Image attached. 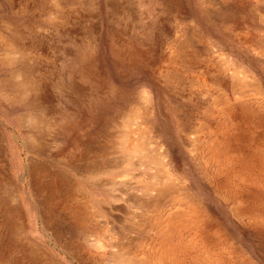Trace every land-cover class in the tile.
Returning a JSON list of instances; mask_svg holds the SVG:
<instances>
[{
  "label": "rangeland",
  "instance_id": "rangeland-1",
  "mask_svg": "<svg viewBox=\"0 0 264 264\" xmlns=\"http://www.w3.org/2000/svg\"><path fill=\"white\" fill-rule=\"evenodd\" d=\"M43 1L0 0V264H121L114 245L129 241L153 258L150 264H160L162 253L164 264H264V0ZM53 2L72 12L64 25ZM10 41L26 44L46 82L39 110L1 56ZM224 61L250 85L232 90L231 70L222 80ZM244 106L251 117H229ZM44 111L58 129L33 157L27 134L37 131L21 118ZM119 134L129 135L132 151L137 142L148 153L165 150L164 164L183 185L150 202L141 184L150 181V167L110 148L101 179L77 180L90 194V226L100 224L90 245L82 233L58 231L72 223V170L58 169L67 176L64 195L47 193L32 184L28 164L55 166V154L70 163L67 155L86 143H116ZM97 204L111 213L100 214Z\"/></svg>",
  "mask_w": 264,
  "mask_h": 264
},
{
  "label": "bare ground",
  "instance_id": "bare-ground-1",
  "mask_svg": "<svg viewBox=\"0 0 264 264\" xmlns=\"http://www.w3.org/2000/svg\"><path fill=\"white\" fill-rule=\"evenodd\" d=\"M38 1V0H37ZM45 1V0H44ZM43 1V2H44ZM19 2V1H18ZM50 2V1H49ZM57 2V1H56ZM163 2V1H162ZM167 2V1H165ZM173 2V1H172ZM224 2V1H223ZM233 2V0L231 1ZM235 2V1H234ZM22 3V1H21ZM34 3V2H33ZM47 3V2H45ZM55 3V2H53ZM74 3V2H73ZM170 3V2H169ZM226 3V2H225ZM17 4V3H16ZM35 4V3H34ZM33 4V6H34ZM43 4V3H42ZM61 4V3H60ZM77 6L75 7L76 10L79 9V5L76 2ZM168 4V3H167ZM166 4V5H167ZM214 4V3H213ZM37 5V4H36ZM47 5V4H46ZM51 5V4H50ZM75 5V4H74ZM81 5V3H80ZM109 5V4H108ZM222 5V4H220ZM17 6V5H16ZM23 6V5H22ZM207 6V5H206ZM261 6V5H260ZM32 7V6H31ZM66 7V6H65ZM82 7V6H81ZM111 7V6H110ZM209 7V6H208ZM211 7V6H210ZM223 7V6H222ZM50 8V6H49ZM215 8V7H214ZM225 8V7H224ZM32 9V8H31ZM30 9V10H31ZM226 9V8H225ZM258 9V8H257ZM261 9V8H260ZM259 9V10H260ZM13 10V9H12ZM46 10V9H45ZM51 11H53V13H55L56 15L55 18L57 19V22L60 21H66L67 19H69V17L71 16L72 12L66 8H63V6H60L59 4H54L53 8H50ZM82 10V9H81ZM167 10V9H166ZM210 10V9H209ZM208 10V11H209ZM221 10V9H220ZM219 10V11H220ZM228 10V9H227ZM23 11V10H22ZM201 11V10H200ZM218 11V10H217ZM233 11V10H232ZM41 12V11H40ZM84 12V11H83ZM159 12V11H158ZM21 13V12H20ZM45 13V12H44ZM176 13V12H175ZM221 13V11H220ZM258 13V12H257ZM212 14V13H211ZM210 14V16H211ZM254 15V13H253ZM82 16V15H80ZM44 17V15H43ZM258 17V16H257ZM261 17V16H260ZM42 18V17H41ZM45 18V17H44ZM54 18V17H53ZM52 18V19H53ZM204 18V17H203ZM216 18V17H215ZM263 18V17H262ZM13 19V18H12ZM50 19V18H49ZM64 19V20H63ZM259 19V18H258ZM9 20V19H8ZM12 21V20H11ZM54 21V20H53ZM52 21V22H53ZM78 21V20H77ZM251 21V20H250ZM253 22V21H251ZM9 23V22H8ZM24 23V22H23ZM5 24V23H4ZM12 24V23H11ZM37 24V23H36ZM54 24V22L52 23ZM69 24V23H68ZM252 24V23H251ZM27 25V24H26ZM64 25V22L63 24ZM73 25V23H72ZM80 25V24H79ZM256 25V24H255ZM14 26V25H13ZM69 26V25H68ZM67 26V28H68ZM17 27V26H15ZM63 27V26H62ZM66 27V26H64ZM254 27V26H253ZM258 27V26H257ZM59 29V27H57ZM71 28V27H70ZM188 28V27H187ZM56 29V28H55ZM19 30V29H18ZM71 30V29H70ZM77 30V29H76ZM35 31V30H34ZM57 31V29H56ZM79 31V30H78ZM15 32V31H14ZM74 32V31H73ZM76 32V31H75ZM74 32V33H75ZM19 33V32H18ZM82 34V33H81ZM255 34V33H254ZM20 35V34H19ZM11 37V36H10ZM253 37V36H252ZM19 38V37H18ZM86 38V37H85ZM88 38V37H87ZM256 37H254L255 39ZM41 39V38H40ZM263 39V37L261 38ZM13 41V40H11ZM6 42L7 44H5V48L7 50L6 54L8 55H1V56H6V58L8 59V61L10 60V64L12 66V75L16 78V83L19 89H22L27 97L29 99H31L34 102V107L37 108L38 110L41 108V92L39 91L40 89V85L46 83L44 81L43 78H41V71L38 70L37 67H34V63L32 62V60H30V52H28V47L26 46V44L22 45L21 47H19V45H17L18 41L16 44H14V42ZM89 41V40H88ZM264 41V40H263ZM261 42V41H260ZM259 42V43H260ZM29 43V42H28ZM32 43V42H30ZM29 43V44H30ZM91 43V42H90ZM258 43V42H257ZM36 44V43H35ZM264 44V43H263ZM34 46V44H31V46ZM258 45V44H257ZM30 46V45H29ZM43 46V45H42ZM184 46V45H183ZM186 46V45H185ZM261 46V45H260ZM45 47V46H44ZM90 48V47H89ZM257 48V46H256ZM260 48V47H259ZM262 48V47H261ZM42 49V48H40ZM180 49V48H179ZM178 49V50H179ZM263 49V48H262ZM181 50V49H180ZM264 50V49H263ZM40 51V50H39ZM43 52H45L44 50H42ZM175 51V50H174ZM198 51V50H197ZM180 52V51H179ZM263 52V51H262ZM48 53V52H47ZM32 54V53H31ZM37 54V52H36ZM195 54V53H194ZM10 55V56H9ZM47 55V54H46ZM177 55V54H176ZM264 55V54H263ZM39 56V55H38ZM43 56V55H42ZM49 57V56H48ZM194 57V56H193ZM46 58V57H45ZM197 57H195V60ZM36 59V58H35ZM225 60V59H224ZM3 61V60H2ZM1 61V62H2ZM190 61H192L190 59ZM199 61V60H198ZM200 62V61H199ZM203 62V61H202ZM206 63V62H205ZM225 63V78H222L223 81L227 80V71L231 70L232 72V79L230 81V85H231V89L234 90L235 87L241 88L243 90V88H246L247 86L250 85V81L247 79L246 75L243 73V71L240 70H233V63L229 62V61H224ZM194 64V63H193ZM207 65V64H206ZM192 66V65H191ZM202 66V65H201ZM189 67V66H188ZM208 67V66H207ZM9 68V67H8ZM196 68V67H195ZM45 69V68H44ZM192 69V68H189ZM211 69V68H210ZM11 71V72H12ZM43 71V69H42ZM50 72V71H49ZM48 72V73H49ZM199 72V71H198ZM45 73V72H44ZM191 73V72H190ZM195 73V72H194ZM219 73V72H218ZM193 74V73H192ZM212 74V73H211ZM7 76V75H6ZM205 76V75H204ZM214 76V74L212 75ZM220 77V76H219ZM2 78V77H1ZM199 78V77H198ZM215 78V77H214ZM219 79V78H218ZM196 80V79H195ZM203 80V77H202ZM221 80V81H222ZM2 81V80H0ZM167 81V80H166ZM198 81V80H197ZM4 83V82H3ZM206 83V82H205ZM212 83V82H211ZM216 83V82H215ZM209 84V83H208ZM214 84V83H213ZM218 84V83H217ZM48 85V84H47ZM59 85V84H58ZM72 85V84H71ZM43 86V85H42ZM51 86V85H50ZM49 86V87H50ZM60 86V85H59ZM219 86V85H218ZM72 87V86H71ZM195 87V86H194ZM211 87V86H210ZM57 88V87H56ZM47 89V87L45 88ZM58 89V88H57ZM70 89V88H69ZM212 89V88H211ZM217 89V87H216ZM18 90V89H17ZM55 90V89H54ZM209 90V89H208ZM44 91V88H43ZM226 92V91H224ZM222 92V93H224ZM217 93V92H216ZM228 93V92H227ZM231 93V92H230ZM243 93V92H242ZM245 93V92H244ZM42 94H44L42 92ZM226 94V93H225ZM141 97L144 100H149L150 95L148 93L147 90H143L142 93H140ZM218 95V94H217ZM220 95V94H219ZM247 95V94H245ZM251 95V94H250ZM66 96V95H65ZM242 96V95H241ZM249 96V95H247ZM16 97V96H15ZM225 98L227 96H224ZM235 97V96H234ZM238 97V96H237ZM236 97V98H237ZM219 98V97H218ZM242 98V97H241ZM247 98V97H246ZM75 99V98H74ZM228 99V97H227ZM233 99V98H232ZM245 99V98H243ZM27 100V99H26ZM221 100V99H220ZM225 100V99H224ZM242 100V99H241ZM30 102V101H29ZM237 102V100H236ZM243 102V100H242ZM234 103V102H233ZM241 103V102H240ZM26 104V103H25ZM32 104V103H31ZM148 104V103H147ZM257 104V103H256ZM24 105V104H23ZM47 105V104H46ZM49 105V104H48ZM147 106V105H146ZM232 106V104H231ZM31 107V106H30ZM47 107V106H46ZM227 107V106H226ZM48 108V107H47ZM52 108V107H50ZM46 109V108H44ZM49 109V108H48ZM221 109V107H220ZM32 110V109H31ZM34 110V109H33ZM218 110V109H217ZM248 107L244 106L242 107L241 111H238L236 108L235 109H231L230 112V118L231 119H235L236 117H238L239 115H241V117H243L244 119L251 117V113H249L248 111ZM28 111V110H27ZM49 111V110H48ZM51 111V110H50ZM219 111V110H218ZM224 111V110H223ZM263 111V110H262ZM45 112V111H44ZM37 113V112H36ZM51 113V112H50ZM137 113V112H136ZM220 113V112H219ZM222 113V112H221ZM224 113V112H223ZM236 113V114H235ZM225 114V113H224ZM228 114V113H227ZM236 116H235V115ZM53 115V113H52ZM128 115V114H127ZM131 115V114H130ZM222 115V114H221ZM248 117H247V116ZM133 116V115H132ZM226 116V115H225ZM129 117V116H127ZM126 118V115H125ZM134 118V117H133ZM22 121L24 123H27L30 127H32L33 129H35L37 132H35V134H31L27 138L30 139V142L26 143L27 145V150L29 149V151L32 152L33 157H40L41 153L43 154V147L46 143V139H47V135L48 133L55 131V133H57V129L58 127H55L53 124V120L45 113H38V114H25L24 116H22ZM129 120V118H128ZM203 120V119H202ZM21 121V122H22ZM262 123V122H261ZM100 124V123H98ZM253 124V123H251ZM26 125V124H25ZM188 125V124H187ZM214 125V124H213ZM229 125V124H227ZM231 125V124H230ZM23 126V125H22ZM202 127V126H201ZM207 127V126H206ZM210 127V126H209ZM101 128V127H100ZM187 128V127H186ZM204 128V126H203ZM105 129V128H104ZM189 129V128H188ZM133 130V129H132ZM200 130V129H199ZM209 130V129H208ZM228 130V129H227ZM29 131V130H28ZM205 132V131H204ZM231 132V129H229V133ZM243 132V131H242ZM124 133V132H123ZM206 133V132H205ZM223 133V131H222ZM101 134V133H100ZM126 134V133H125ZM225 133H223V137L225 138ZM245 134V133H244ZM213 135V134H212ZM129 137V135H127ZM127 136L125 135H120L116 138V143L114 141L113 142H109L108 141H98L97 145H89V143L85 144L84 147H80V150L78 152H72L70 154L67 155L68 157V161L70 163H68L65 159L66 158H60L58 154H55L54 156H52L49 160L50 161H54L56 162V165L54 166L53 164H49L47 162H38V161H33L28 164L29 167V174L32 180V184L36 185L38 188H40L43 191H46L47 193H62L63 195L66 192V185L65 183L67 182V176L62 173V169L58 170L60 168H64V169H69L72 170L74 176H75V180L72 181L71 183V189H72V196H73V202L71 205V210H70V216L72 219V223L70 224V226H65V225H59V230L61 232H65V230H70L72 229V231L74 232V235L80 234L82 233L85 236V240L88 242L89 240V244L90 245H96L95 239H93V237H97L96 234H94V230L97 228H100V224L99 223H93L90 226V222L92 219V214L90 212V207L91 205V198L89 197V195L81 188H79L78 186V182L87 180V179H92L96 177L98 179L102 178V175L104 173H106L109 168H110V164H109V160H108V156L111 152L110 148H113L115 151H128V159L130 161L134 160L133 157L136 156L137 158V163L139 164H145L146 166L150 167L149 170H151V173H149V178L150 181L148 183L143 182L141 184L143 185L144 188V192L148 193L150 196L148 197V199L150 200V202L152 201H159L161 199H164L168 196V193H172L174 190L177 193L180 188H182V185H180V183L178 181H176V179L174 178L173 174L167 169L166 165L164 164V158L167 155L165 150H159L157 152L154 153H148L147 152V148H145V146H143L144 144L137 142L136 144H138L135 148L134 151L131 150V144L129 142V140L126 138ZM200 137V136H199ZM222 137V136H221ZM244 137V135L242 136ZM208 138V137H207ZM252 138V137H251ZM86 139V138H85ZM105 139V138H104ZM110 139V138H109ZM130 139V138H129ZM200 140V139H199ZM211 140V139H210ZM80 141V140H79ZM136 141V140H135ZM224 140H216V142H221ZM213 142V141H212ZM92 143V142H91ZM94 143V142H93ZM97 143V142H96ZM135 144V145H136ZM215 144V143H213ZM219 144V143H218ZM217 144V145H218ZM197 145V144H196ZM195 145V146H196ZM206 145H209V143ZM199 146V145H198ZM204 146V145H203ZM211 146V145H209ZM134 147V146H133ZM205 147V146H204ZM162 148V147H161ZM200 148V147H199ZM73 149V148H72ZM202 149V148H201ZM143 150L145 151V153L143 154ZM26 151V150H25ZM67 151V150H66ZM114 151V152H115ZM196 151V150H195ZM200 151V150H198ZM124 152V151H123ZM151 152V151H150ZM197 152V151H196ZM208 152V151H207ZM222 152V151H221ZM63 153V152H62ZM73 153H76L75 155V160H72V155ZM116 153V152H115ZM201 154V153H200ZM65 156V155H64ZM120 156V155H119ZM209 156V155H208ZM126 158V157H125ZM135 158V159H136ZM210 158V156H209ZM264 158V157H263ZM263 158L261 159V163L263 160ZM127 159V160H128ZM166 159V158H165ZM210 160V159H209ZM253 160V159H251ZM135 161V160H134ZM207 161V160H206ZM213 161V160H212ZM237 161V160H236ZM208 162V161H207ZM206 162V163H207ZM249 162V161H248ZM132 163V162H131ZM112 164V163H111ZM114 164V163H113ZM116 164V163H115ZM122 164V163H121ZM125 164V163H124ZM211 164V163H210ZM213 164V163H212ZM245 164V162H244ZM120 165V164H119ZM59 168H57V167ZM116 166V165H115ZM121 166V165H120ZM224 166V165H223ZM228 166V165H227ZM264 166V165H263ZM117 167V166H116ZM264 170V167H263ZM61 171V172H60ZM260 172H261V165H260ZM148 178V180H149ZM78 179H80L79 181H77ZM104 179V178H103ZM99 181V180H98ZM108 181V180H107ZM105 182V181H104ZM103 182V183H104ZM109 182V181H108ZM181 182V181H180ZM80 183V182H79ZM89 183V182H88ZM92 183V182H91ZM140 184V183H139ZM35 186V187H36ZM81 186V185H80ZM136 186V185H135ZM142 186V185H141ZM264 186V185H263ZM82 187V186H81ZM187 187V185H186ZM183 187V188H186ZM190 187V186H189ZM32 188V186H31ZM36 188V189H38ZM142 188V187H141ZM171 190V191H170ZM178 190V191H177ZM142 191V190H141ZM185 191V190H184ZM154 192V193H153ZM190 192V191H189ZM182 193V192H181ZM185 193V192H184ZM144 194V193H142ZM175 194V193H174ZM173 194V195H174ZM186 194V193H185ZM176 196V195H175ZM173 196V197H175ZM182 196V195H181ZM179 197V196H178ZM191 197V196H190ZM189 197V198H190ZM171 198V197H170ZM184 198V197H183ZM186 198V197H185ZM188 198V199H189ZM131 199V198H130ZM169 199V198H168ZM177 199V198H176ZM175 199V200H176ZM182 199L181 197L179 198ZM195 199V198H194ZM198 199V198H197ZM166 201V200H165ZM188 201V200H187ZM183 202V201H182ZM192 202V201H191ZM156 203V202H154ZM108 204V203H107ZM140 204V203H139ZM157 204L159 205V203L157 202ZM155 204V205H157ZM185 204V203H184ZM95 205V204H94ZM93 205V206H94ZM110 205V204H109ZM153 205V204H152ZM182 205V204H181ZM199 205V204H198ZM112 206V205H111ZM96 207V206H95ZM119 208V207H118ZM156 208V207H155ZM180 208V207H179ZM107 208L106 206H103L101 204H97V212H99L100 214H110L111 213V209ZM122 209V208H121ZM185 210V209H184ZM186 211V210H185ZM110 212V213H109ZM144 213V211H142ZM146 212V211H145ZM161 212V211H160ZM180 212V211H178ZM158 213V212H157ZM156 213V214H157ZM99 214V215H100ZM145 214V213H144ZM161 214V213H160ZM182 214V213H181ZM171 215L173 216V214L171 213ZM191 215V214H190ZM189 215V216H190ZM159 216V215H158ZM157 216V217H158ZM175 216H177V214H175ZM188 216V217H189ZM102 217V216H101ZM105 217V216H104ZM103 217V218H104ZM147 217V215H146ZM185 217V216H184ZM95 218V217H94ZM93 218V219H94ZM113 218V217H112ZM163 218V217H162ZM66 219V218H65ZM147 218H145L146 220ZM173 219V221H171V224H174L175 221L174 218H170ZM169 219V221H170ZM179 219V218H178ZM190 219V218H188ZM95 220V219H94ZM184 220V218H183ZM99 221V220H98ZM101 222V221H100ZM110 222V221H109ZM168 222V221H167ZM179 222H181L179 220ZM193 222V221H192ZM106 223V221H105ZM143 223V222H142ZM140 223V225L142 224ZM158 223V222H157ZM69 224V223H68ZM148 224V223H147ZM167 224V223H166ZM165 224V225H166ZM178 224V223H177ZM190 224V223H189ZM164 225V226H165ZM104 225H101V227L103 228ZM109 226V225H108ZM181 226V225H179ZM189 226V225H188ZM194 226V225H193ZM169 227V226H168ZM184 227V226H183ZM186 227V226H185ZM184 227V228H185ZM143 228V227H142ZM156 228V227H155ZM104 229V228H103ZM113 229V228H112ZM168 229V228H167ZM164 230V229H163ZM175 230V229H174ZM173 230V231H174ZM101 231V230H100ZM104 231V230H103ZM196 231V230H195ZM157 232V231H156ZM163 232V231H162ZM166 233V232H165ZM168 233V232H167ZM176 233V231H175ZM170 234V233H169ZM73 235V234H72ZM100 235V234H99ZM78 236V235H77ZM83 236V237H84ZM101 236V235H100ZM152 237V236H151ZM106 238V236H105ZM118 238V237H117ZM166 240V239H165ZM195 240V239H193ZM141 241V240H140ZM144 241V240H143ZM149 241V240H148ZM160 241V240H159ZM151 242V241H150ZM169 242V241H168ZM197 243V242H196ZM106 244V243H105ZM142 244V243H141ZM151 244V243H150ZM162 244V243H161ZM160 244V245H161ZM201 244V243H200ZM114 245V244H112ZM144 245V244H143ZM146 245V244H145ZM149 245V244H148ZM154 245V244H153ZM158 244H155V246ZM199 245V244H198ZM152 246V245H151ZM176 246V244H175ZM113 247V246H112ZM154 247V246H153ZM168 247V245H167ZM201 248V247H200ZM113 249V248H112ZM162 249V248H161ZM172 249V248H171ZM175 249V248H173ZM202 249V248H201ZM163 250V249H162ZM165 250V249H164ZM114 253H112L113 255V259H117L121 264H150L153 261V258L150 259V255L146 253H144L141 256V251L139 248V244L138 242L135 244H132V241H129L128 243H124L121 242L117 245H114ZM143 251V250H142ZM153 251V250H152ZM157 251V249H156ZM178 251V249H177ZM172 252V251H171ZM154 253V252H152ZM162 253V252H161ZM158 254V253H157ZM152 255V254H151ZM156 255V254H154ZM172 255V254H171ZM174 256V255H173ZM152 257V256H151ZM156 257V256H155ZM165 253H162V257H160V261H162V259H165ZM211 257V256H210ZM168 258V256H167ZM176 258V257H175ZM171 259V258H169ZM173 259V257H172ZM116 260V261H117ZM157 261V259H156ZM155 261V262H156ZM159 261V263L161 264V262ZM173 261V260H172ZM171 261V262H172ZM175 261V260H174ZM209 261V260H208ZM170 262V261H169ZM210 262V261H209ZM115 263V262H114ZM162 263L164 264L165 262L162 261Z\"/></svg>",
  "mask_w": 264,
  "mask_h": 264
}]
</instances>
